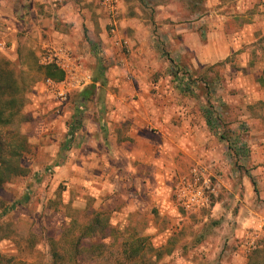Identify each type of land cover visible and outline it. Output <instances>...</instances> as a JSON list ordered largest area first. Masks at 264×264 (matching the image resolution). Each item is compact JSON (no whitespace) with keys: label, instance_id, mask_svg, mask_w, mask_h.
Masks as SVG:
<instances>
[{"label":"crops","instance_id":"1","mask_svg":"<svg viewBox=\"0 0 264 264\" xmlns=\"http://www.w3.org/2000/svg\"><path fill=\"white\" fill-rule=\"evenodd\" d=\"M116 9L0 0L2 57L65 46L92 76L65 100L53 89L64 81L36 85L25 133L56 162L53 182L110 210L113 225L160 215L174 223L179 178L196 164L211 168L222 188L194 214L223 221L236 245L214 264H248V237L264 228V116L253 114L264 103V0H118ZM158 232L152 224L144 234ZM216 252L208 243L200 260L171 264H211L201 257Z\"/></svg>","mask_w":264,"mask_h":264},{"label":"rangeland","instance_id":"2","mask_svg":"<svg viewBox=\"0 0 264 264\" xmlns=\"http://www.w3.org/2000/svg\"><path fill=\"white\" fill-rule=\"evenodd\" d=\"M49 55H51L50 52L45 51L41 55L40 61L46 62L44 58ZM0 57H2L1 54ZM24 57L27 58L29 64L34 66V59L29 51L24 52ZM15 62L18 64L19 70L27 69V64H24L23 61L16 60ZM45 81L47 80L41 78L26 95L27 103L22 110L23 117H25L21 124V129L24 132L29 131V126L33 122V116L30 111H27V108L32 101L31 96L35 86ZM239 113L245 114L242 110ZM253 114L264 116V103L255 104ZM26 117L30 118L25 119ZM38 144L31 142V151L24 159L25 165L31 168V172L27 176L18 177L0 190V198L6 201L7 208H9L6 211L0 209L2 233L12 236L0 241V253L5 256H15L16 264H46L49 259L47 237L58 234L63 223L72 218L86 220L88 213L92 217L93 214L102 210L95 211L89 208L81 198H77L73 190L69 188L68 181H61L58 184L53 182L56 162H52L51 158L39 151ZM176 207L178 208L179 219L177 218L174 223L171 222V219L160 215L154 221L140 220L115 226H119L131 234L147 236L157 248L163 246L165 253L157 264H171L185 258H191L194 261L200 260L198 255L203 253V246L205 247L208 243H214L218 252L212 255L210 253V257L207 254L201 257L205 262L214 264L220 259L221 261L222 259L228 260L226 256H222L223 251H234L236 245L228 244V238L223 237L224 233L221 228L223 221L211 216L205 219L198 214L185 212L179 204ZM152 224L159 226V232L153 235H145V231L150 229ZM160 229L165 235L161 236ZM167 230L168 232H165ZM254 237L255 247L246 246L244 248L248 256L254 250L264 247V228L261 231L258 230ZM17 239L20 240V246L15 242ZM240 239L238 237L233 243L235 244ZM29 240L35 243V249L31 250L30 247H27ZM117 248L118 245L113 250ZM97 259L94 257V260L89 261L93 264H101L100 260ZM165 259H169V261L164 262Z\"/></svg>","mask_w":264,"mask_h":264},{"label":"trees","instance_id":"3","mask_svg":"<svg viewBox=\"0 0 264 264\" xmlns=\"http://www.w3.org/2000/svg\"><path fill=\"white\" fill-rule=\"evenodd\" d=\"M196 1L201 3L203 0ZM31 56L34 66L24 60L23 63L27 64L24 71L18 69L15 61L0 57V190L31 172L24 159L32 146L28 134L21 129L28 91L41 78L53 82L66 78L65 70L56 62H42L33 53ZM89 87L81 94L84 101L91 97L95 86ZM0 209L9 210L2 198ZM111 216L110 210H101L92 217L88 213L86 220L72 218L64 222L58 234L47 237L49 259L46 264H93L89 260H94V257L101 264H157L165 253L163 246L157 248L147 236L131 234L113 225ZM2 229L0 223V241L12 237L3 234ZM15 242L20 246V240ZM34 245L30 241L27 247L33 250ZM116 245L118 248L113 250ZM14 258L0 253V264L15 263ZM248 264H264V247L249 255Z\"/></svg>","mask_w":264,"mask_h":264},{"label":"built area","instance_id":"4","mask_svg":"<svg viewBox=\"0 0 264 264\" xmlns=\"http://www.w3.org/2000/svg\"><path fill=\"white\" fill-rule=\"evenodd\" d=\"M102 3L112 14L117 12L118 0H102ZM44 59L46 62H56L66 72L64 86L53 88L60 100L67 99L72 89L83 88L92 81L91 75L83 74L82 59L65 46ZM211 172V168L196 164L188 174L179 178L175 187L176 198L185 212L196 213L203 210L210 206L213 197L219 194L222 188L220 175L217 172ZM253 235L255 236L254 233ZM253 235L248 237L247 242L248 247L251 248L255 247V237Z\"/></svg>","mask_w":264,"mask_h":264}]
</instances>
